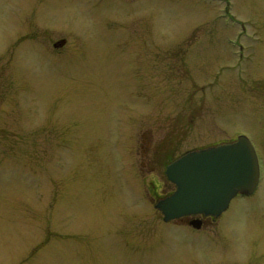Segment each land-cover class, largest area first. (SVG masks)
<instances>
[{"label":"rangeland","instance_id":"1","mask_svg":"<svg viewBox=\"0 0 264 264\" xmlns=\"http://www.w3.org/2000/svg\"><path fill=\"white\" fill-rule=\"evenodd\" d=\"M241 135L257 191L164 223L167 166ZM0 264H264V0H0Z\"/></svg>","mask_w":264,"mask_h":264},{"label":"water","instance_id":"2","mask_svg":"<svg viewBox=\"0 0 264 264\" xmlns=\"http://www.w3.org/2000/svg\"><path fill=\"white\" fill-rule=\"evenodd\" d=\"M66 40L54 44L63 47ZM167 179L176 186L155 208L164 222L188 216L219 217L238 195L253 194L260 180L255 148L246 136L232 143L190 151L166 168ZM195 229L201 221L191 222Z\"/></svg>","mask_w":264,"mask_h":264},{"label":"flooded vegetation","instance_id":"3","mask_svg":"<svg viewBox=\"0 0 264 264\" xmlns=\"http://www.w3.org/2000/svg\"><path fill=\"white\" fill-rule=\"evenodd\" d=\"M219 144H221V143H219ZM171 185L174 186L173 184H171ZM174 189H175V186H174ZM172 192H170V193H168L166 195L168 196ZM222 215H220L219 217H212V216H188V217H183V218L178 219V220L171 221V222H169L167 224L178 223L180 225H184L186 227L194 229L193 226L191 225V222L193 220H195V219H198V220L201 221V228L199 230H202V229H205V228H207L209 226H214L217 223V221L219 219H221ZM194 230H196V229H194Z\"/></svg>","mask_w":264,"mask_h":264}]
</instances>
